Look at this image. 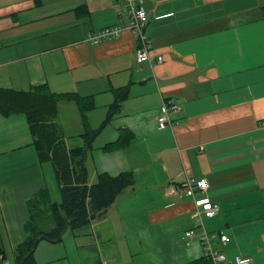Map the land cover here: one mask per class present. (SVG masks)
<instances>
[{
  "label": "crops",
  "instance_id": "0c3cea01",
  "mask_svg": "<svg viewBox=\"0 0 264 264\" xmlns=\"http://www.w3.org/2000/svg\"><path fill=\"white\" fill-rule=\"evenodd\" d=\"M144 7L150 62L138 63L140 42L129 29L123 0H0V90L46 85L53 93L85 97L95 76L119 74L108 80L112 102L113 89L125 88L127 96L111 118L120 120L117 136L107 143L120 135L127 143L104 151L119 154L112 172L132 173L134 184L126 189L148 190L144 196L162 203L147 212L150 226L163 224V235L178 234L186 245L195 206L186 196H172L170 188L205 178L202 195L220 208L212 219H225V231L208 234L229 238L225 245L214 238L213 245L233 243L235 257L264 264V0H144ZM245 14L255 16L236 21ZM108 26L121 27L120 38L86 42L89 33ZM165 99L181 110L172 116L171 127L158 130ZM7 133L12 137L15 131ZM2 144L0 160L7 154ZM22 149L14 144L11 154ZM12 165L0 163V170ZM107 168L101 173L110 175ZM7 182L0 180V190L16 200L43 189L40 179ZM212 219H202V227ZM200 229H194L197 237ZM197 237L191 247L198 244L202 250ZM84 244L93 247L94 238ZM0 254L5 256L3 249ZM223 254L232 262V254ZM116 256H99L93 264H119Z\"/></svg>",
  "mask_w": 264,
  "mask_h": 264
},
{
  "label": "rangeland",
  "instance_id": "374dc122",
  "mask_svg": "<svg viewBox=\"0 0 264 264\" xmlns=\"http://www.w3.org/2000/svg\"><path fill=\"white\" fill-rule=\"evenodd\" d=\"M253 16L255 15L245 14L243 18L236 21ZM118 75L114 73L108 76H95L94 88L85 95V98L90 99L94 105V109L88 115L93 130H98L105 121L107 108L113 103L109 91L112 84L110 85L109 82L112 79L117 80ZM0 119L2 122L0 141L3 143L2 147L7 148L5 149L7 154L1 158L0 163L13 164L9 171L0 170V180L6 179L7 183H16L15 181L19 178L40 179L42 187L47 192V199H39L35 208L33 203L29 207V201H27L34 198L33 193L26 196L24 200L20 198L16 200L15 196H10V192L3 194L0 190V206H2L0 208V250H4V258L8 264H12L14 250L12 251L11 246H17L34 234L52 229L50 205L59 204L60 195L51 164L38 160L25 117L15 115L6 120L1 115ZM111 120L109 126H105L98 135L91 153L85 157L84 164L88 172L89 185L97 182V176L106 166L111 172L110 176H117L119 172H124L121 170L112 172L111 167L117 161L119 154H108L104 151L107 142L113 140L111 137L114 134L117 136L115 129L119 127L120 120L117 116ZM56 122L63 131L68 149L82 146V140L79 137L82 131L80 119L73 103H63L59 106ZM9 128L15 131V134H12L14 141L10 140L12 139L10 133L6 134ZM14 144L23 146L19 154H11ZM16 163H18L17 169ZM4 172L8 173L3 175ZM147 193L151 192L140 189L132 192L126 189L117 196L111 206L101 215L93 218L94 220L92 219L93 221L87 226L76 231L67 229L60 243L41 241L34 254L36 264H93L102 255L110 260L113 255H119L120 259L118 256L114 257L119 264H187L191 260L201 258L202 250L198 244L191 247L187 245L186 240V246L180 242L178 234L163 235V224L150 226V220L146 217L147 212L160 208L162 203L158 202V199L151 202L147 196H144ZM134 194H137V197ZM132 213L134 215L130 216ZM224 226L225 219L216 217L208 223L204 222L200 230L205 233L225 231ZM90 238H94L93 247L84 244L90 241ZM212 242L214 244V241ZM214 248L228 257L231 254L235 255L236 245L232 243L226 248L215 246ZM236 255L239 256V254Z\"/></svg>",
  "mask_w": 264,
  "mask_h": 264
},
{
  "label": "trees",
  "instance_id": "16d2710c",
  "mask_svg": "<svg viewBox=\"0 0 264 264\" xmlns=\"http://www.w3.org/2000/svg\"><path fill=\"white\" fill-rule=\"evenodd\" d=\"M112 94L114 100L108 108L104 123L98 130H93L88 123L87 113L94 105L88 98L53 93L46 85L34 86L28 91L0 90L1 115L9 117L22 114L25 117L38 160L51 164L60 195V203L50 205L52 229L34 234L18 244L13 251L12 264H36L34 254L41 241L60 243L67 229L76 231L87 226L111 206L123 190L134 184L133 175L129 172L117 176L101 173L95 184H88L85 157L92 151L95 139L119 111L120 104L127 96L125 88L113 89ZM63 103H73L77 109L82 130L79 134L81 147L68 149L63 131L56 122L58 108ZM126 143L123 135H120L104 150L112 152ZM44 198L47 199V192L43 188L29 200V207L33 203L36 208L38 200ZM189 264L212 263L202 256Z\"/></svg>",
  "mask_w": 264,
  "mask_h": 264
},
{
  "label": "built area",
  "instance_id": "2783aa9c",
  "mask_svg": "<svg viewBox=\"0 0 264 264\" xmlns=\"http://www.w3.org/2000/svg\"><path fill=\"white\" fill-rule=\"evenodd\" d=\"M128 10L129 29L133 35L138 38L140 48L136 52V61L138 63L149 61L148 45L145 41L143 32L148 22V15L145 11L144 0H123ZM123 29L119 26H108L87 35L86 42L90 45H97L105 41L115 40L120 38ZM156 62L161 63V56L156 57ZM181 107L172 99H165L162 102V109L157 116L156 123L158 130H165L173 124L172 116L179 113ZM264 125V124H263ZM208 188V182L205 178L194 179L190 178L184 184L179 186H171L170 194L172 196L182 198L186 196L190 198L195 206V210L191 213V218L195 220L194 228L189 229L184 233V238L187 240V245L191 246L192 241L197 237L194 229L202 226V219H212L220 210L218 204L212 203L206 196L202 194ZM199 243L203 250V257L212 264L232 263V264H253L249 257L236 256L232 262H228L225 255L217 251L212 240L217 238L219 243L225 245L229 238L223 233L208 234L205 231L198 235ZM0 264H8L4 256L0 254ZM99 264H110L108 260H102Z\"/></svg>",
  "mask_w": 264,
  "mask_h": 264
},
{
  "label": "water",
  "instance_id": "95a60500",
  "mask_svg": "<svg viewBox=\"0 0 264 264\" xmlns=\"http://www.w3.org/2000/svg\"><path fill=\"white\" fill-rule=\"evenodd\" d=\"M93 218H94L93 216L90 217V219H93Z\"/></svg>",
  "mask_w": 264,
  "mask_h": 264
}]
</instances>
